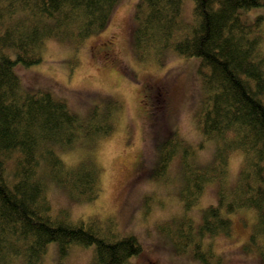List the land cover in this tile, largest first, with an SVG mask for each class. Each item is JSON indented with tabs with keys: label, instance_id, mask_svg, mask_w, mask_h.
Here are the masks:
<instances>
[{
	"label": "trees",
	"instance_id": "16d2710c",
	"mask_svg": "<svg viewBox=\"0 0 264 264\" xmlns=\"http://www.w3.org/2000/svg\"><path fill=\"white\" fill-rule=\"evenodd\" d=\"M117 1L0 0V264H38L52 241L62 255L73 244L93 245L90 264H126L141 251L134 235L106 234L95 217L72 221L63 212H51L45 192L49 180L78 197L92 199L99 191L96 169L66 166L57 147L108 134L111 125H87L85 115L49 90L24 87L15 70L18 63H38L48 39L79 43L105 28ZM192 2V18L184 20L183 0H138L132 47L140 58L149 49L164 48L199 58L203 100L196 117L214 150L210 159L197 163L193 152L203 144L193 148L169 130L157 144L152 175L161 178L179 153L183 178L178 195L185 208L197 203L205 184H217L215 202L202 208L196 222L183 217L178 234L180 250L191 243L193 256L206 260L214 254L202 248L201 238L230 235L233 213H255V231L247 242L264 232L262 15L245 14L264 6V0ZM236 151L242 154L239 171L227 186L229 156Z\"/></svg>",
	"mask_w": 264,
	"mask_h": 264
},
{
	"label": "rangeland",
	"instance_id": "374dc122",
	"mask_svg": "<svg viewBox=\"0 0 264 264\" xmlns=\"http://www.w3.org/2000/svg\"><path fill=\"white\" fill-rule=\"evenodd\" d=\"M137 1H117L105 28L82 42L48 39L38 63L15 66L24 87L49 90L85 115L87 125H111L108 134L57 147L66 166L96 169L99 191L92 199L78 197L49 180L45 192L51 212H63L72 221L95 217L113 237L134 235L142 248L126 264H264V232L247 242L249 232L255 231L252 224L256 218L251 210L231 214L230 235L201 238L202 248L211 249L214 256L206 260L193 256L191 243L180 250V222L183 217L199 220L202 208L215 202L217 184H205L197 203L185 208L178 195L183 178L179 153L175 152L161 178L152 175L157 144L175 129L193 148L203 144L193 152L195 161L201 163L210 159L214 141L204 139L198 129L196 114L203 100L199 58L181 55L172 48L149 49L143 58L134 52ZM192 5V0H183L184 20H191ZM248 11L245 14L249 18L262 15L264 53V6ZM241 157L239 151L229 156L227 186L237 177ZM92 256L93 245L73 244L62 255L52 241L38 264H90Z\"/></svg>",
	"mask_w": 264,
	"mask_h": 264
},
{
	"label": "flooded vegetation",
	"instance_id": "af4514ba",
	"mask_svg": "<svg viewBox=\"0 0 264 264\" xmlns=\"http://www.w3.org/2000/svg\"><path fill=\"white\" fill-rule=\"evenodd\" d=\"M149 102H150V100H149ZM152 103V102H151ZM153 105V104H152ZM162 106H164V105H162Z\"/></svg>",
	"mask_w": 264,
	"mask_h": 264
}]
</instances>
